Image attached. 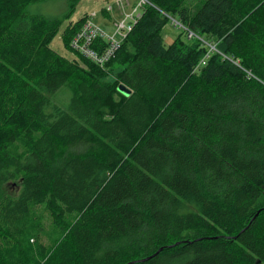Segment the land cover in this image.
<instances>
[{"label": "trees", "instance_id": "16d2710c", "mask_svg": "<svg viewBox=\"0 0 264 264\" xmlns=\"http://www.w3.org/2000/svg\"><path fill=\"white\" fill-rule=\"evenodd\" d=\"M80 1L0 0V264H264V0H145L103 68Z\"/></svg>", "mask_w": 264, "mask_h": 264}, {"label": "rangeland", "instance_id": "374dc122", "mask_svg": "<svg viewBox=\"0 0 264 264\" xmlns=\"http://www.w3.org/2000/svg\"><path fill=\"white\" fill-rule=\"evenodd\" d=\"M117 1L118 0H81L77 5L75 11L71 15L69 21H77L78 19H82L85 15H96L97 18L94 20V22L102 29L111 31L113 23L125 20L124 18L126 17L124 16V13L131 14L134 8L140 3V0H121L122 2H125L124 8H121V6L117 4ZM203 1L204 0H187L186 8H188L193 13L199 8ZM109 6L112 8L110 16H108L104 12V8ZM144 6L145 5L138 9L137 14H140L142 12ZM48 7L51 6L49 5ZM44 10L45 12L50 14L56 13V8L54 6L53 8H44ZM69 21H66L61 25L58 32L51 40L49 47L57 54L67 58L68 60L77 61L81 65L82 62L80 60V57L70 51L65 46L62 40V33ZM127 22L128 21H126V23ZM182 31L183 30L181 28L175 27V25L171 21H169L161 31L164 43L168 45L169 43L173 42L182 33ZM182 39H185L183 35ZM119 71L120 68H113L112 70H108L105 77H103L101 81L117 86L118 82H116V75ZM114 100H118V98L115 97ZM18 190L19 187L17 183H9L4 187V193L11 195H16ZM39 225L42 232L41 240L46 247L50 248L55 240L59 237V232L53 226L49 214L43 209L39 210Z\"/></svg>", "mask_w": 264, "mask_h": 264}, {"label": "built area", "instance_id": "2783aa9c", "mask_svg": "<svg viewBox=\"0 0 264 264\" xmlns=\"http://www.w3.org/2000/svg\"><path fill=\"white\" fill-rule=\"evenodd\" d=\"M124 3L125 2L121 0L117 1V4H119L121 8H124ZM145 4V0H140V3L134 8L131 14L124 13L126 17L124 18L125 20L113 23L111 31L102 29L94 22L97 18L96 15H85L82 18L79 30L69 43L71 51L90 63L103 68L114 58L115 52L120 44L126 39L135 22L140 17L141 13L137 14L138 9ZM104 12L110 16L112 8L110 6L106 7L104 8ZM126 21L128 22L126 23ZM172 23L175 27H181L179 23L174 20H172ZM191 36L192 34L188 33V37Z\"/></svg>", "mask_w": 264, "mask_h": 264}, {"label": "water", "instance_id": "95a60500", "mask_svg": "<svg viewBox=\"0 0 264 264\" xmlns=\"http://www.w3.org/2000/svg\"><path fill=\"white\" fill-rule=\"evenodd\" d=\"M117 89L124 96H129L130 95V90L128 88H126L125 86H123V85H119Z\"/></svg>", "mask_w": 264, "mask_h": 264}, {"label": "crops", "instance_id": "0c3cea01", "mask_svg": "<svg viewBox=\"0 0 264 264\" xmlns=\"http://www.w3.org/2000/svg\"><path fill=\"white\" fill-rule=\"evenodd\" d=\"M172 43V42H171ZM171 43H169L168 45H170Z\"/></svg>", "mask_w": 264, "mask_h": 264}]
</instances>
